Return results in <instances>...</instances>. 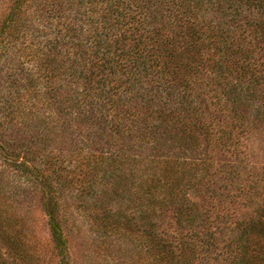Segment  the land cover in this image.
<instances>
[{
	"label": "trees",
	"instance_id": "trees-1",
	"mask_svg": "<svg viewBox=\"0 0 264 264\" xmlns=\"http://www.w3.org/2000/svg\"><path fill=\"white\" fill-rule=\"evenodd\" d=\"M29 35L45 74L21 75L46 86L48 113L20 89L0 105V264H40L35 204L72 264L74 189L149 264L209 262L220 243L227 264H264V188L252 214L235 209L242 140L264 133V0H0V62Z\"/></svg>",
	"mask_w": 264,
	"mask_h": 264
},
{
	"label": "rangeland",
	"instance_id": "rangeland-1",
	"mask_svg": "<svg viewBox=\"0 0 264 264\" xmlns=\"http://www.w3.org/2000/svg\"><path fill=\"white\" fill-rule=\"evenodd\" d=\"M29 35L27 39H21L18 41L15 48L5 50L2 54V61L0 62V69L2 76H0V105L7 103V99H12L17 94V89H20L23 98L16 96L14 101L22 102L23 104H39L40 112L45 111L43 101L46 96L42 97L41 94L37 96L36 90L42 89L45 93L46 86L38 85L35 86L34 82L30 84L28 77L21 75L22 67L26 68L27 72L32 73L35 71V79L33 81L43 78L44 74H40L37 71V60L31 58L30 55H25L28 51L32 50L29 48L34 43V38ZM22 62V63H21ZM37 71V73H36ZM44 81V80H43ZM25 87H29V91ZM23 89V90H22ZM18 95V94H17ZM22 100V101H21ZM40 102V103H39ZM46 109V113H48ZM1 117V116H0ZM17 119L14 120V125L17 123ZM22 122V119H19ZM16 126V125H15ZM243 148L240 154V158L246 163L244 164V170L242 177L237 181L235 187L237 192V199L239 200L236 204L238 217H245L252 214L260 202L262 190V183H257V174L260 171H264V133L254 132L248 133V135L242 140ZM218 174L215 179L217 181L222 180L221 167L217 166ZM228 167L225 168L227 170ZM225 173V172H224ZM81 179L82 176L76 177ZM84 178V176H83ZM222 178V179H221ZM74 187H79L81 180L74 181ZM225 184V183H223ZM255 184V185H254ZM73 188V187H72ZM244 189H248L253 192L251 198L244 199L241 195ZM241 192V193H240ZM76 194L73 197L71 195ZM80 190H75L66 199V212L68 214L67 224V236L69 249L72 259V264H149V258L145 251L138 250L137 247H131L129 243H132L133 238H129L130 232H126L123 235H116V231L105 227L104 211L101 210V203L95 206L94 209L90 208V205L96 201L93 197H87L85 201L79 198ZM244 194V193H243ZM23 197V196H22ZM21 197V198H22ZM82 203V204H81ZM32 209V210H31ZM29 209L25 208L26 212L22 213L30 214L32 217L33 224H30V230L33 235L31 239L36 244L37 252L40 255V264H57L56 257L54 255V247L50 237L49 227L47 225V215L42 204H35L34 207ZM217 220L215 223H218ZM223 227V238L229 234L230 229L233 227L231 224L220 225ZM123 231H132L131 229L124 228ZM135 238V237H134ZM224 243H220L218 251L213 253V256L209 259V262L198 261L196 264H227L223 262L222 255L219 250L225 252ZM218 259V260H217ZM223 262V263H222ZM165 264V263H164Z\"/></svg>",
	"mask_w": 264,
	"mask_h": 264
}]
</instances>
